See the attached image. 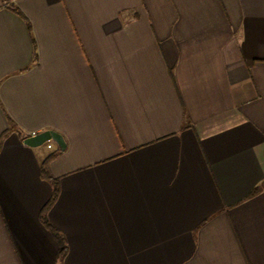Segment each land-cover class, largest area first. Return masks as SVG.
<instances>
[{"label": "crops", "instance_id": "obj_1", "mask_svg": "<svg viewBox=\"0 0 264 264\" xmlns=\"http://www.w3.org/2000/svg\"><path fill=\"white\" fill-rule=\"evenodd\" d=\"M58 150L62 264H264V0H0V264H57Z\"/></svg>", "mask_w": 264, "mask_h": 264}, {"label": "trees", "instance_id": "obj_2", "mask_svg": "<svg viewBox=\"0 0 264 264\" xmlns=\"http://www.w3.org/2000/svg\"><path fill=\"white\" fill-rule=\"evenodd\" d=\"M24 137V136H23ZM26 138V136L24 137ZM60 150L58 151H55L54 153H51L45 160L44 162L42 163V174L44 175V177L46 179H48L52 185H53V196H52V199L50 200V202L44 207V209L42 210V213H41V220H42V223L50 228L52 231H53V234L56 238V240L58 241L59 243V253H58V256H57V264H62L63 262V258L66 254V241H65V238L62 234L58 233L57 231H55L50 223L48 222L47 220V217H46V212L47 210L49 209L50 205L55 201L57 195H58V182L56 179H53L48 173H47V169H46V166L49 162V160L51 158H53L54 156H56L58 153H59ZM264 188V182L260 185H258L253 193L256 194L258 193L259 191H261L262 189Z\"/></svg>", "mask_w": 264, "mask_h": 264}, {"label": "water", "instance_id": "obj_3", "mask_svg": "<svg viewBox=\"0 0 264 264\" xmlns=\"http://www.w3.org/2000/svg\"><path fill=\"white\" fill-rule=\"evenodd\" d=\"M50 140H53L60 147V149H64L65 143L63 138L60 136V134L52 130H46L41 133H37L34 136L26 137L23 142L26 145L35 147L42 145Z\"/></svg>", "mask_w": 264, "mask_h": 264}, {"label": "built area", "instance_id": "obj_4", "mask_svg": "<svg viewBox=\"0 0 264 264\" xmlns=\"http://www.w3.org/2000/svg\"><path fill=\"white\" fill-rule=\"evenodd\" d=\"M34 135H36V133L35 132H32L31 133V136H34ZM48 147H51V144H48Z\"/></svg>", "mask_w": 264, "mask_h": 264}]
</instances>
